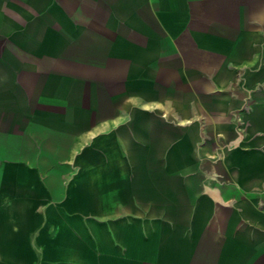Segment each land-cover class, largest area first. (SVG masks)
Segmentation results:
<instances>
[{"label":"crops","instance_id":"obj_1","mask_svg":"<svg viewBox=\"0 0 264 264\" xmlns=\"http://www.w3.org/2000/svg\"><path fill=\"white\" fill-rule=\"evenodd\" d=\"M0 264H264V0H0Z\"/></svg>","mask_w":264,"mask_h":264}]
</instances>
